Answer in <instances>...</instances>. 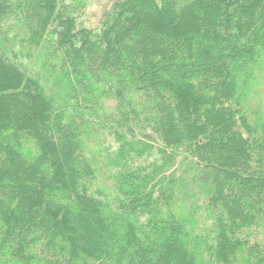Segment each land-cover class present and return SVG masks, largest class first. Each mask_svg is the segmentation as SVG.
Returning <instances> with one entry per match:
<instances>
[{
  "label": "trees",
  "instance_id": "16d2710c",
  "mask_svg": "<svg viewBox=\"0 0 264 264\" xmlns=\"http://www.w3.org/2000/svg\"><path fill=\"white\" fill-rule=\"evenodd\" d=\"M85 7L0 0V264H264V0Z\"/></svg>",
  "mask_w": 264,
  "mask_h": 264
},
{
  "label": "rangeland",
  "instance_id": "374dc122",
  "mask_svg": "<svg viewBox=\"0 0 264 264\" xmlns=\"http://www.w3.org/2000/svg\"><path fill=\"white\" fill-rule=\"evenodd\" d=\"M117 1L119 0H86L84 12L76 19L77 27L96 28L100 26L106 14ZM108 145L114 152L117 146L113 139H108ZM176 161V167L170 169H175L177 174L183 173L184 169L189 166V157L186 155H178ZM181 176L180 174L179 178Z\"/></svg>",
  "mask_w": 264,
  "mask_h": 264
}]
</instances>
